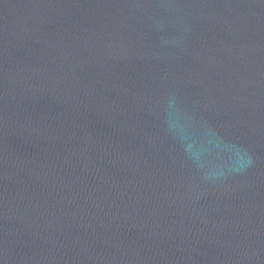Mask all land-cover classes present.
<instances>
[{
	"label": "water",
	"instance_id": "obj_1",
	"mask_svg": "<svg viewBox=\"0 0 264 264\" xmlns=\"http://www.w3.org/2000/svg\"><path fill=\"white\" fill-rule=\"evenodd\" d=\"M0 264H264V0H0Z\"/></svg>",
	"mask_w": 264,
	"mask_h": 264
}]
</instances>
